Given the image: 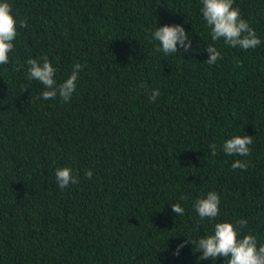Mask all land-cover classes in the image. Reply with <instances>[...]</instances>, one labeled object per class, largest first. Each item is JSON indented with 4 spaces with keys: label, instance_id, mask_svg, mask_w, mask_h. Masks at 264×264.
I'll return each mask as SVG.
<instances>
[{
    "label": "trees",
    "instance_id": "trees-1",
    "mask_svg": "<svg viewBox=\"0 0 264 264\" xmlns=\"http://www.w3.org/2000/svg\"><path fill=\"white\" fill-rule=\"evenodd\" d=\"M7 2L18 35L0 65V264H197L192 243L177 246L242 218L264 244V0H234L261 40L247 51L212 40L200 0ZM164 25H182L192 50L156 51ZM44 56L57 83L83 66L70 102L37 99L26 62ZM237 135L252 136L246 157L222 150ZM63 167L79 183L61 190ZM210 191L220 213L199 221Z\"/></svg>",
    "mask_w": 264,
    "mask_h": 264
},
{
    "label": "clouds",
    "instance_id": "clouds-1",
    "mask_svg": "<svg viewBox=\"0 0 264 264\" xmlns=\"http://www.w3.org/2000/svg\"><path fill=\"white\" fill-rule=\"evenodd\" d=\"M201 13L209 28H211V38L213 41H223L231 48L242 50L255 49L261 44L260 38L248 21L241 17L239 8L233 7L234 0H200ZM17 20L12 12L11 5L7 0H0V65L9 63V53L14 50V41L17 38ZM20 27H26V22H19ZM151 39L159 42L156 51H162L165 55L174 53H184L192 50V39L182 25H164L157 27L151 33ZM179 45V47H178ZM209 53V58L205 62L214 65L222 59L221 53L214 45H208L205 49ZM182 54V53H181ZM27 76L30 80L40 82L44 86V91L37 99L50 100L57 97L62 102H70L77 89L79 73L83 70L80 63L73 65L72 72L63 82L57 83L56 69L47 56L42 60L29 58L27 60ZM143 87V85H141ZM159 90L153 89L149 95V100L155 102L159 96ZM252 136L237 135L224 141L222 150L226 155L246 157L250 154ZM213 156L217 155V145H210ZM246 161L236 160L232 168L247 170ZM88 179L93 177L91 169L85 172ZM56 181L61 190L70 184L79 183V178L72 174L69 167L58 168L56 170ZM220 196L215 191H210L205 197L197 199L193 208L195 209L199 221H214L220 213ZM172 211L177 215H183L184 208L179 204L171 205ZM246 219H238L235 224L231 222H217L214 225L211 235L201 236L198 241L186 240L177 246L174 255H179L180 249L185 244L192 243L197 252L202 253L197 258V264L201 260L211 259L215 262L218 258H225V264H264V244L258 246L254 235H241L242 230L247 227Z\"/></svg>",
    "mask_w": 264,
    "mask_h": 264
}]
</instances>
